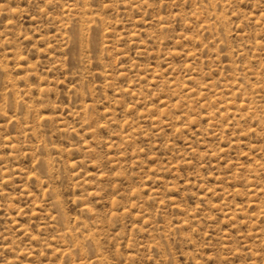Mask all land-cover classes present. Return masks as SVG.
I'll list each match as a JSON object with an SVG mask.
<instances>
[{
  "label": "rangeland",
  "instance_id": "obj_1",
  "mask_svg": "<svg viewBox=\"0 0 264 264\" xmlns=\"http://www.w3.org/2000/svg\"><path fill=\"white\" fill-rule=\"evenodd\" d=\"M0 264H264V0H0Z\"/></svg>",
  "mask_w": 264,
  "mask_h": 264
}]
</instances>
